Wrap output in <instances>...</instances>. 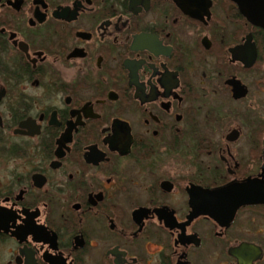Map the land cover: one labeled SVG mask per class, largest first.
<instances>
[{"label": "flooded vegetation", "instance_id": "flooded-vegetation-1", "mask_svg": "<svg viewBox=\"0 0 264 264\" xmlns=\"http://www.w3.org/2000/svg\"><path fill=\"white\" fill-rule=\"evenodd\" d=\"M243 9L0 0V264H264V203L214 196L264 181V0Z\"/></svg>", "mask_w": 264, "mask_h": 264}, {"label": "water", "instance_id": "water-1", "mask_svg": "<svg viewBox=\"0 0 264 264\" xmlns=\"http://www.w3.org/2000/svg\"><path fill=\"white\" fill-rule=\"evenodd\" d=\"M238 3L243 9L244 0H233ZM255 2L256 0H252ZM244 10V9H243ZM254 15L256 13H253ZM253 16V15H252ZM256 25L262 26L258 22H253ZM255 59V53L252 54V63ZM251 63V64H252ZM264 181L262 180H249L244 184H232L228 187L216 191L214 196H221V199L226 198L222 203V207L229 208L232 207L233 210L246 206L255 205L259 203H264V188H262Z\"/></svg>", "mask_w": 264, "mask_h": 264}]
</instances>
